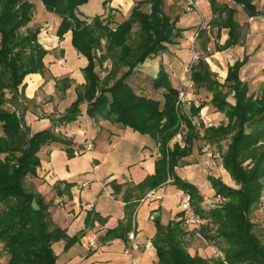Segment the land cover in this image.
<instances>
[{"label":"trees","instance_id":"16d2710c","mask_svg":"<svg viewBox=\"0 0 264 264\" xmlns=\"http://www.w3.org/2000/svg\"><path fill=\"white\" fill-rule=\"evenodd\" d=\"M91 1L40 0L49 12L61 17L59 37L71 31L73 47L89 62L82 71L86 79L84 90L78 92L77 100L57 120L58 124L64 126L78 121L81 106L86 104L87 115L91 118L109 120L150 135L162 155L156 161L155 173L143 182L112 184L115 192L124 191L128 227L122 239L131 243L129 233L133 231L131 225L136 209L151 190L170 184L167 179L173 175L174 185L190 196L191 208L208 223L200 230L201 236L216 245L224 257L204 258L188 251L189 231L183 211L177 220L166 226L155 220L157 231L152 245L158 256L156 264H264V243L251 220V213L259 208L264 193V83L257 94H250L248 83L241 81V70L248 58L229 67L225 84L219 82L205 59L201 58L192 66L195 93L209 94L211 105L227 119L226 123L201 129L195 118L206 104L200 108L192 105L190 114L184 112L180 88L171 85L170 75L162 66L157 77L152 79V85L156 91H163V100L139 95L129 83L139 66L158 58L168 50V45L175 44V39L182 38L183 31L176 28L180 17L172 20L165 14V0H143L132 9L129 19L117 24L114 30L115 21L111 15L105 18H102L103 14L90 16L91 23L81 19L85 15L83 9ZM208 1L214 13L210 25L218 28V36L223 29H230L228 42L225 46L217 43V49L238 44L236 10L219 0ZM232 1L242 5L251 17L260 13L254 5L255 0ZM111 2L102 0L105 8ZM145 5L151 6L149 13L143 10ZM109 11L112 13L113 10ZM36 12L32 1L0 0V125L4 133L0 136V244L8 257L6 263L0 261V264H59L54 250L56 243H65L64 251L67 252L80 244L86 234L82 237L68 235L67 230L53 221L49 206L27 191L23 184L27 177L37 178L41 165L39 153L44 147L59 143L71 154L73 141L58 135L55 125L31 136L23 129L22 117L3 109L6 92L16 99L28 75L46 73L48 50L39 42L41 29L31 27ZM135 26L137 31L133 30ZM172 26L175 31L168 37L167 31ZM204 35L202 32L201 38ZM104 38L106 43L102 45ZM204 46L206 49L207 43ZM98 51L102 52L100 56ZM109 60L112 68L102 78L97 68L102 69ZM122 68L127 70L119 76ZM230 95L234 102L229 101ZM181 124L187 127L185 144L177 143L170 148ZM225 140L230 142L222 155V165L236 186L233 188L222 180L209 177L215 194L225 197L226 201L206 210L202 206L205 196L200 189L177 175L175 167L181 159L191 157L196 142L219 147ZM17 152L20 155L17 156ZM33 200L38 203L39 211L33 208ZM96 218L100 219V214L90 216L88 225L93 227ZM121 231L111 229L102 240H109Z\"/></svg>","mask_w":264,"mask_h":264},{"label":"rangeland","instance_id":"374dc122","mask_svg":"<svg viewBox=\"0 0 264 264\" xmlns=\"http://www.w3.org/2000/svg\"><path fill=\"white\" fill-rule=\"evenodd\" d=\"M28 1H32L35 4L37 12L42 8L40 0ZM98 1L99 0H92L89 5H87L86 10L89 11V15H95L97 13ZM165 1V14L172 17V20L177 16L182 17L186 14L182 8L177 5L178 0ZM143 10L149 13L151 11V6L145 5L143 6ZM196 14L200 15V22L204 20L199 10ZM118 17L115 25L112 27L114 30L117 24L123 23L126 18L124 15ZM127 19H129L128 16ZM32 26L49 29V27H45L42 24L39 25L38 23H32L31 27ZM176 26H178V24ZM188 28L193 29L194 31H192L191 34H194L199 29V26H189ZM133 30L137 31V26H135ZM246 31L247 29H245V32ZM215 34L216 30L212 32V39L215 37ZM41 35L40 33L39 39ZM181 40L183 41V38H181ZM187 40H189V38ZM197 42L196 51L198 55L202 59L209 61L213 70L226 66L228 57L217 55L215 51L216 47H213V41L209 43L210 41L207 42L200 37ZM105 43L106 39L104 38L102 45H105ZM206 43L207 48L205 49L204 45H206ZM175 50L173 54H170L168 51L169 53L167 52L164 56L161 53L159 59L148 60L143 65L142 71L137 69L135 74L129 79V83L139 95L163 100V91H156L152 85V76H157L161 66L164 71L169 73L171 85H173V87H182V81L187 77L186 69L188 63L191 61L192 51L190 44L188 50L187 42L183 44L176 43ZM97 54L100 56L102 52L98 51ZM188 55L191 56L190 61L188 60ZM213 56L216 57H214L215 60ZM236 56H240V54ZM252 61L257 67H248L249 69L245 75L246 79L254 83V86L250 89V93L256 94L260 89L259 80L263 77L264 55L258 51L257 54L252 57ZM111 68L112 61L109 60L104 64L102 69L99 67L97 68V73L104 78ZM126 70V68H122L119 72V76ZM149 72L152 75L149 74ZM182 73H184V76L181 79L180 76ZM188 91V99L192 101L196 100L202 105L203 103L206 104L207 108H204L203 111L213 120L215 126L227 122L225 116L218 115L211 106L210 100L212 97L209 94L205 92L196 94L194 89L190 88ZM12 96L11 93L6 92L7 101L3 109L15 112L18 117H22L23 129H27L28 133L31 134L25 122L24 115L26 112L36 113L40 108V104L25 100V96L21 94V91L16 99H12ZM183 109L184 112L190 114V107L188 105H184ZM196 120L197 118H195V121ZM53 125L57 126L58 122L54 121ZM3 135L4 133L0 125V136ZM62 136L63 138L66 137L61 134V137ZM68 137L73 141L71 154L59 143H52L44 147L39 153L41 165L37 170V178H25L23 182L24 187L27 191L33 193L39 199H42V202L49 206V213L53 221L67 226V228H69L67 233H70L72 236L80 235L81 237L83 233H86L80 241L83 247L88 248L90 251V244L93 245L91 246L92 248L96 247L97 244L96 250H91L88 257L84 260H90V262L94 264H128L129 259L124 258L121 254L124 253L130 245L127 241L122 239V235L126 232V227H128L127 221L122 219L124 191L123 193L115 192L114 185L112 184L116 182L117 184L127 183L128 185H137L154 174L156 171L155 164L158 158L156 159L153 152L157 149V142L150 135H143L122 124H115L111 121L96 122V118H91L85 113L81 115L77 123L72 125ZM89 142L93 144L92 147H89ZM229 142L230 140H225L219 147L210 146L208 144L204 145V142H196L191 157L181 159L177 167H175L176 174L182 179H184L183 176L200 177L201 182H198V185L202 195L205 196V201L202 206L206 210L213 208V206L217 204V195L212 191V183L209 181V177L222 180L233 188L236 186L235 182L231 180L222 165V155L227 150ZM207 150L213 151L216 154L218 163L216 169H210L205 166V152ZM16 155L18 156L20 154L17 152ZM169 179L171 183L158 188L156 192L157 197L147 199L145 202L141 203L136 209L135 215H133L131 228L136 234L138 243L142 245L141 247L148 242L153 243V238L157 231L155 225L156 219L160 224L166 226L169 222L177 220L180 213L183 212L181 200L178 196L179 190L174 185L173 175L168 177L167 180ZM184 180L191 182L188 178ZM125 189L126 187L124 190ZM96 214H100L102 219L96 218L93 222V227H91L88 225V219L90 216H92V218L95 217ZM157 214L158 216H156ZM251 220L256 224V232L260 235L264 243V211L261 212L260 206L258 209L252 211ZM203 223L204 224L200 227L186 226V229L189 231V236H187L188 251L193 255L198 254L204 258H223L224 254L221 250L201 236L200 230L208 225L205 220ZM94 226L98 227L97 231L94 230ZM101 227H107L108 230L122 229L121 235L116 233L111 236V239L106 241L102 240V235L99 232V228ZM90 239L91 241H89ZM93 241H95L96 244L93 243ZM64 245V243H61L62 247H64ZM58 248L59 245L55 247V249ZM98 248L100 250L102 249L107 252L113 251L115 253H110V256H101ZM137 253L139 258L138 264H153L154 260L158 259L155 249L148 251L141 248ZM0 259L2 263H6L8 259L1 244ZM81 264H86V261Z\"/></svg>","mask_w":264,"mask_h":264},{"label":"crops","instance_id":"0c3cea01","mask_svg":"<svg viewBox=\"0 0 264 264\" xmlns=\"http://www.w3.org/2000/svg\"><path fill=\"white\" fill-rule=\"evenodd\" d=\"M139 1L140 0H112L110 5H108L105 8L104 5L102 4V0H99L97 2L98 4L96 10L97 13L95 15H89V11L86 10V8H84L83 11L85 15L81 19H86L88 20L89 23H91L92 18L90 16H102L103 14L102 18L111 15L115 23H116V19L119 18L118 16L124 15L126 17L124 20L126 21L127 16L129 17V14L131 13L132 9L136 6V4ZM196 1H197L198 10L203 15L204 21L206 22L205 24L206 28L202 31L205 32V35L202 37V39L206 41L209 40L210 41V42L208 41L209 43L213 41L214 44L213 43L212 44L213 47L214 46L216 47L215 51L217 55H221V56L224 55V57L226 58L228 57L227 58L228 60H226V66H223V68H219L215 70L211 68V63L206 60L210 66V69H212V72L215 74L219 82L225 84L229 74V67L232 66L236 61L238 60L243 61V59L247 57L248 60L242 67L243 69L241 70L240 79L242 82H247L249 88L251 89V87L254 86V83L253 81H249L248 79H246L245 73L248 71L249 69L248 67H257L252 63L253 62L252 57L256 55L258 51H260V53L264 55V0L254 1L256 10L259 11L260 13L259 15H255L252 17L248 14V12L244 10L242 5L241 6L237 5L232 0H219L221 4L229 5L231 8H234L237 12L235 16V21L238 26V30H237L238 33L236 34V38L237 40H239V43L234 46H230L224 50H218L217 43L220 46H225V44L228 42V39L230 37V29L229 28L223 29L220 33V36H218V31H219L218 28H213L210 25V23L214 18V13H212L210 2L208 0H196ZM41 6L42 8H40V10L35 13L32 23H36V24L38 23L39 25L42 24L45 27L46 26L49 27V29L40 28L42 35L41 38L39 39L40 44L46 50H48L47 57L45 58L47 70L44 75L41 74L28 75L22 85L23 87H21L20 89L21 94L25 96V100H27L28 102H34L35 104L36 103L40 104V108L36 113L26 112L24 115V119L27 126L30 129L31 136L37 134V132L39 131L51 129V127H53V122L60 119L64 115L65 111L73 104V102L77 100L78 92L83 91L84 90L83 87L86 84V79L82 71L88 66L89 63L88 60L76 49V47H73V33L71 31L67 32L62 38H60L59 34H57L58 29L62 23L61 17L57 16L54 13L49 12L46 9V7L43 6L42 3ZM110 9L113 10L112 13H110L109 11ZM199 17L200 15L193 13L191 15L185 14L184 16L180 17V19H178V23H177L178 26H176V28H180V30L183 31L182 38L184 42H187L188 50H189L190 42H188L187 39L193 35L191 33L192 31H194L193 29H189L188 27L189 26L200 27L202 21L200 22ZM245 29H247L246 32ZM214 30H216V34L215 37L212 39L211 36ZM180 40L181 38H177L174 41L175 44L168 45V50L165 53H162L163 56L166 55L168 51L170 52V54H173V52L176 51L175 50L176 43L177 44L184 43L182 40L181 41ZM237 54H240V56H236ZM159 56L156 59H159ZM188 56H189L188 60L190 61L191 56L190 55ZM215 56H213L214 60L216 58ZM142 68L143 65H141L138 68V70L142 71L143 70ZM149 74L151 73L149 72ZM183 76L184 73H182L180 78L182 79ZM156 77L157 76L154 77L152 76V79ZM259 83L261 89L264 83V72H263V77L260 78L259 80ZM229 101L234 102L232 95H230ZM205 108H207V106ZM86 111H87V105L82 104L81 114L78 120L81 118V115H84V113L87 115ZM215 111L217 112L218 115H224L223 113L217 111L216 109ZM99 121L104 122L105 120L101 118H96V122ZM77 122L78 121L64 126L58 124L57 126H55V131L60 136L62 134L68 137V134L72 129V125ZM157 153H158V147L155 150V152H153V154L156 156V159H157V155H156ZM183 178L184 179L188 178L191 181V183H194L199 188L198 182L199 183L201 182L200 177L183 176ZM119 184H123V183H119ZM212 191L214 192L213 188ZM156 192L157 190H155V195L151 197H147L145 200L142 201V203L145 202L147 199L157 197ZM180 193L181 191L179 190L178 196L180 195ZM124 210H125V202L123 203L122 219H125V215H126V212H124ZM55 222L62 229H65L67 231L69 230L67 226L62 225L57 221ZM97 228L98 227H95L94 230L97 231ZM108 231L109 230L107 229V227L99 228V232L102 235V237H104ZM68 234L72 236L70 233ZM136 240L138 241L137 238ZM89 241H91V239ZM61 243L63 242L56 243V245L54 246L55 253L59 257L58 259L59 264H81L84 261H86V264H94L93 262H90V260L87 261L84 259L88 257L91 250H96L97 244L95 241H93V243L96 244V247L92 248L91 246L93 245L90 244V251L88 248L83 247L82 244H77L66 252L64 251V247L61 246ZM57 245H59V248L55 249ZM139 245H140V249L144 248L145 250L148 251L154 250V247L152 249L147 248V245H152V242H148L143 247H141L142 245L140 243ZM98 251H100L101 256H107L110 253L113 254L115 253L113 251L107 252L102 249L100 250L99 248ZM137 252L132 253L129 245L126 251L121 254L124 258L129 259L128 264H138L139 258L137 256L138 254ZM135 257H136V261L134 262L133 258ZM157 261L158 259L154 260L153 264H156Z\"/></svg>","mask_w":264,"mask_h":264},{"label":"built area","instance_id":"2783aa9c","mask_svg":"<svg viewBox=\"0 0 264 264\" xmlns=\"http://www.w3.org/2000/svg\"><path fill=\"white\" fill-rule=\"evenodd\" d=\"M177 5L179 7L182 8V10L184 11V13L186 14H193V13H197L198 12V7H197V1L196 0H178ZM205 22L204 20H202L199 29L189 38L188 42H190V46H191V61L188 63L187 65V77L184 78V80L182 81V87L180 88V92H179V98H180V102L183 105H188L189 107H191L192 105H194L196 108H200L202 107V104L196 100L192 101L191 99H188V95H189V91L188 89H194V83L191 79V68L192 66L197 63L201 57L198 55L196 48H197V41L200 38V34L201 32L205 29ZM205 107H203L201 109V113L199 114L197 118L196 125H198L199 128L203 129V128H212L215 127L213 120L207 115V113L204 110ZM186 131H187V127L184 124H181V129L180 131L176 134V136L172 139L173 141L170 143L169 147L173 148L174 145H176L177 143L184 146L185 144V135H186ZM93 144L89 143V147H92ZM205 166L209 167L210 169H216L218 167V163H217V158H216V154L213 151L207 150L205 152ZM157 158H161L162 155H160L159 151L156 154ZM224 167V166H223ZM169 183L170 179L167 181ZM155 195V190H152L147 197H151ZM180 200H181V204H182V208L183 211L185 212V223L188 226H192V227H200L201 225H203L204 220H202L197 214L196 212L191 208L190 205V196L181 192L180 193ZM226 198L223 196H217V204L215 206H213V208H216L218 206L221 205V203L225 202ZM259 206L261 207V212L264 211V193L263 196L261 198V202L259 204ZM129 240H130V249L132 251V253L138 251L140 249V245L138 243V241L136 240V234L134 231L129 233ZM147 248H153V245H147ZM133 261L135 262L136 259L133 258Z\"/></svg>","mask_w":264,"mask_h":264},{"label":"water","instance_id":"95a60500","mask_svg":"<svg viewBox=\"0 0 264 264\" xmlns=\"http://www.w3.org/2000/svg\"><path fill=\"white\" fill-rule=\"evenodd\" d=\"M175 29H174V26L170 27L169 30L167 31V36L168 37H171L172 34L174 33ZM33 208L36 210V211H39L40 210V207L38 205V203L36 202V200H33ZM158 216V214L156 215Z\"/></svg>","mask_w":264,"mask_h":264}]
</instances>
